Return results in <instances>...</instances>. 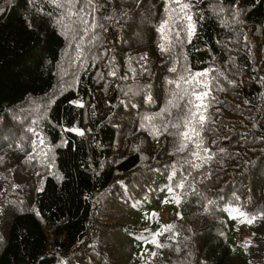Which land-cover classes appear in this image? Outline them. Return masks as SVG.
<instances>
[{"label": "trees", "instance_id": "obj_1", "mask_svg": "<svg viewBox=\"0 0 264 264\" xmlns=\"http://www.w3.org/2000/svg\"><path fill=\"white\" fill-rule=\"evenodd\" d=\"M96 8L0 0V264H264V0H192L191 42L165 0ZM196 72L187 141L169 80ZM164 225V247L139 239Z\"/></svg>", "mask_w": 264, "mask_h": 264}, {"label": "snow or ice", "instance_id": "obj_2", "mask_svg": "<svg viewBox=\"0 0 264 264\" xmlns=\"http://www.w3.org/2000/svg\"><path fill=\"white\" fill-rule=\"evenodd\" d=\"M53 3H56L57 6H63L64 4L70 5L71 8H76V5L79 3L81 5L85 6H91L93 13L97 11L96 8V3L97 0H63V3H60V0H52ZM176 5L178 10H179V15H178V20L179 21H184V29L187 31V37L188 41L191 42L192 37L196 34V25L193 20V16L190 14L191 9H192V0H165V10L166 12L169 11L170 5ZM172 11H176L177 9H171ZM81 13H84L85 15L87 14L85 12V7H80L77 12H69V17L75 15L79 18V22L83 25H88L89 21L87 19H84ZM95 19V17H93ZM172 19L171 15L169 16V19L164 20L161 25L158 27L157 31L161 35V40L163 41L161 44L158 45V48L160 49L161 52H168L171 49L172 41L169 38V31L170 25H169V20ZM96 25L93 24V27ZM176 37L179 38L180 32L175 33ZM142 59H146L145 57H142ZM131 71H135L134 69H130ZM169 71L171 72H177V69L175 67L170 68ZM110 75H115V72L109 73ZM207 77V72H196V73H190L187 77L181 75L179 77V81H172L169 80V83H176L177 88H180V82H183L191 87V92L188 91L187 88H185L183 91L185 95H189L191 98L186 101L187 105H190L191 107L189 108V116L185 118V124L184 127L188 129V131H185L181 133L182 137L184 140L191 141L193 138V135L196 137H199L200 133L199 131L196 130V128L191 127L192 120L193 119H198L199 123L201 126L203 125V122L205 121L206 117L203 115L201 112V109H206L208 107L206 101L208 100L209 97V92L208 88L209 85L207 83L206 79H201V78H206ZM125 79L127 77H124ZM197 89H203L202 91H197ZM181 99H184V96L180 97ZM151 98L149 97V100ZM78 104V102H75ZM169 104H172L173 107H179V105L173 104V102L170 100L168 102ZM78 106L82 107L83 105L78 104ZM195 109V111H193ZM163 111H167V109H164ZM152 119V118H149ZM177 125H173V127H176ZM165 129H167V125L164 126ZM71 131L77 132L79 135H83V132L80 131L79 129H71ZM153 135H158L159 134V129H156L153 133ZM42 143V141H41ZM199 146V145H197ZM187 148V144L182 143L180 150H184ZM177 187H183V184L177 185ZM168 191L171 193L173 189L171 187L168 188ZM175 202L179 203V198L174 197ZM168 200H165L164 203H168ZM152 216H155V213L151 214ZM264 215V214H262ZM240 217H245L244 213H239ZM235 219V217H233ZM256 217H247L241 219V223H247V224H252L255 221ZM172 229V225H164L162 229L156 233H153L151 238L148 237H140L139 239L143 240L145 243H152L155 245L157 248H162L164 245L160 243L157 239L160 235L163 234L164 231H170ZM153 256L156 255V253H152Z\"/></svg>", "mask_w": 264, "mask_h": 264}, {"label": "rangeland", "instance_id": "obj_3", "mask_svg": "<svg viewBox=\"0 0 264 264\" xmlns=\"http://www.w3.org/2000/svg\"><path fill=\"white\" fill-rule=\"evenodd\" d=\"M161 206H162V207L159 209V211H160V216H162L163 218L168 217V216H169V213H168V209L166 208V203L161 204ZM153 224H155V223H153ZM153 229H158V226H154V227H150V228H148L147 231H146V233H145V237H151L152 234H153V232H152ZM143 244H144V243H141V244L138 246L137 251H140V250H141Z\"/></svg>", "mask_w": 264, "mask_h": 264}]
</instances>
